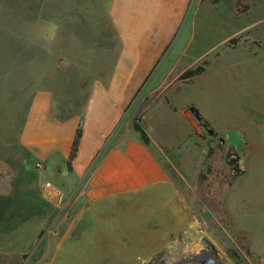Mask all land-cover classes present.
Here are the masks:
<instances>
[{
    "label": "rangeland",
    "instance_id": "1",
    "mask_svg": "<svg viewBox=\"0 0 264 264\" xmlns=\"http://www.w3.org/2000/svg\"><path fill=\"white\" fill-rule=\"evenodd\" d=\"M108 10L109 0H0V264H130L94 224L86 178L63 155L39 161L21 142L41 102L58 122L80 117L93 84L112 76L121 45ZM173 42L169 54L180 43L205 54L190 68L204 72L177 84L193 132L167 157L192 227L149 264H201L205 239L223 264H264V0H191ZM132 109L120 131L140 123ZM203 123L234 145L244 171L210 193L196 170L209 153Z\"/></svg>",
    "mask_w": 264,
    "mask_h": 264
},
{
    "label": "crops",
    "instance_id": "2",
    "mask_svg": "<svg viewBox=\"0 0 264 264\" xmlns=\"http://www.w3.org/2000/svg\"><path fill=\"white\" fill-rule=\"evenodd\" d=\"M190 2L109 0V20L121 45L112 76L93 84L80 117L58 122L41 102L43 113L26 123L21 137L39 161L56 152L68 160L81 125L73 174L86 178L83 198L94 212V224L130 264H149L173 250L181 236L190 238V208L167 163L168 150L186 143L193 132L185 112L190 101L184 105L177 84L191 60L205 55L192 57L181 43L168 53ZM131 107L133 114L142 109L139 121L149 146L133 128L120 131Z\"/></svg>",
    "mask_w": 264,
    "mask_h": 264
},
{
    "label": "flooded vegetation",
    "instance_id": "3",
    "mask_svg": "<svg viewBox=\"0 0 264 264\" xmlns=\"http://www.w3.org/2000/svg\"><path fill=\"white\" fill-rule=\"evenodd\" d=\"M205 125L203 123V127ZM205 130L209 135L206 145L209 153L199 157L196 170L202 176L200 183L206 184L199 186L210 193L222 179L239 177V162L238 156L232 152L233 144L228 143L224 138H217L215 132H209L211 129L206 127Z\"/></svg>",
    "mask_w": 264,
    "mask_h": 264
},
{
    "label": "trees",
    "instance_id": "4",
    "mask_svg": "<svg viewBox=\"0 0 264 264\" xmlns=\"http://www.w3.org/2000/svg\"><path fill=\"white\" fill-rule=\"evenodd\" d=\"M204 67L203 66H199L195 69H188L187 71H185L181 76H180V80L181 81H190L193 78L201 75L204 72ZM72 118V117H71ZM203 120V119H202ZM132 128L135 132L139 133L141 140L144 142V144H146L147 146L150 145V138L147 135L146 131L143 129V127L141 126V124L139 122H133L132 124ZM82 136H83V131H82V127L81 125L78 126L73 142H72V146H71V151H70V155L68 157L67 160V166L70 170H72V163L73 161L77 158L78 156V152H79V148H80V143L82 140Z\"/></svg>",
    "mask_w": 264,
    "mask_h": 264
},
{
    "label": "water",
    "instance_id": "5",
    "mask_svg": "<svg viewBox=\"0 0 264 264\" xmlns=\"http://www.w3.org/2000/svg\"><path fill=\"white\" fill-rule=\"evenodd\" d=\"M190 112L198 121L202 120V115L200 114L197 108H195L194 106L190 107ZM204 127L208 128V126L206 125ZM209 132L213 133L214 131L209 130ZM242 175H244V171L239 169L238 176H242ZM205 243H206L207 250L202 251V259L200 260V263L201 264H223L222 260L218 256V253L214 245L206 239H205Z\"/></svg>",
    "mask_w": 264,
    "mask_h": 264
},
{
    "label": "built area",
    "instance_id": "6",
    "mask_svg": "<svg viewBox=\"0 0 264 264\" xmlns=\"http://www.w3.org/2000/svg\"><path fill=\"white\" fill-rule=\"evenodd\" d=\"M45 192L50 198H53L56 194V190L49 184L45 185Z\"/></svg>",
    "mask_w": 264,
    "mask_h": 264
}]
</instances>
